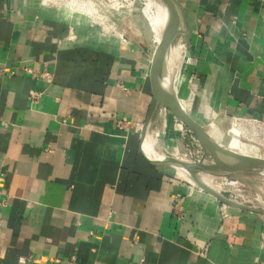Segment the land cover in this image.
<instances>
[{
    "label": "crops",
    "instance_id": "crops-1",
    "mask_svg": "<svg viewBox=\"0 0 264 264\" xmlns=\"http://www.w3.org/2000/svg\"><path fill=\"white\" fill-rule=\"evenodd\" d=\"M175 2L186 113L264 123V0ZM60 9L0 0V264H264V216L142 155L156 48Z\"/></svg>",
    "mask_w": 264,
    "mask_h": 264
},
{
    "label": "water",
    "instance_id": "water-1",
    "mask_svg": "<svg viewBox=\"0 0 264 264\" xmlns=\"http://www.w3.org/2000/svg\"><path fill=\"white\" fill-rule=\"evenodd\" d=\"M158 1L163 5L166 11V24L161 33L160 45L156 47L151 62L149 75L151 101L148 107L145 123L140 131V141L142 144L145 135L147 133L149 134L157 112L162 108L195 138L202 150V159L200 163L190 164L156 152L158 154V159L152 160L144 155L141 145L140 151L145 159L152 165L172 169H174L173 167L182 168L186 172L187 178L191 181L193 187L208 194L218 203L228 208L239 209L264 216L263 208H253L235 203L205 186L200 179L201 174L223 176L226 178L238 176L241 181L249 182V180L243 178V176H264V158L240 155L221 147L213 138H211V136H209L202 126L193 121V119L182 109L177 97L168 87L165 86V61L169 49L178 44L181 30L175 0ZM205 159L212 161V168L203 165Z\"/></svg>",
    "mask_w": 264,
    "mask_h": 264
},
{
    "label": "rangeland",
    "instance_id": "rangeland-1",
    "mask_svg": "<svg viewBox=\"0 0 264 264\" xmlns=\"http://www.w3.org/2000/svg\"><path fill=\"white\" fill-rule=\"evenodd\" d=\"M64 1L65 0H61V2H57L61 4H59L58 6L57 4H51V6L61 7L59 13L63 16L68 15L67 17H69L70 19L77 17L80 22L86 23L92 28L100 30L101 34L109 35L117 39H120V35L122 36V39L124 38L123 33H121V26L124 23H132L137 26L140 31H142V33L151 43L152 35L150 33V30L146 24V21L141 17L138 11L142 9L141 0H130V2H133L131 7L129 5V1L127 0H89V2L87 3H90L88 6L91 7V11L93 12V14H91V17H88L86 15L84 16L76 12H72L69 15L68 11L71 12V10H69L66 6H62L64 5ZM42 3L46 5L47 2L46 0H42ZM47 4L48 6L50 5V3ZM134 8L135 10H133ZM151 46L152 48H156V46ZM179 71L180 70L176 60L172 76L174 77ZM178 83L180 91L182 78L179 79ZM165 112L164 125L163 127H161V130L157 131L154 130L153 127H151L149 131L150 137L153 141V148L157 153L169 157H174L175 159L180 161L182 159L183 162H186L187 160H189L187 150L191 153H194L196 148L194 145H191L190 140L188 139L187 130L178 121L171 117V115L167 111ZM236 119L240 120L237 121ZM244 121L245 123H252L251 120L247 118H235L228 125L227 129L222 130V132L218 134H212L211 138H213L216 142L222 144L225 148H231L235 150L239 146L241 150L245 152L247 151V153L249 154H256L259 158H264V123H261L259 121L254 122V125L256 127L252 128L248 124L246 126H243V128L240 126H236L237 123ZM209 124L203 127L206 132H209L210 130ZM225 130H227V132H225ZM231 138H233V140H231ZM232 141L236 142L238 146L235 144H231ZM201 175L213 178L218 177L203 174ZM243 178L249 180V182L241 181L238 176H234L228 179L233 183L241 182L245 184L247 188L246 190L249 193L253 195L256 194L260 198V204H256L258 208L264 209V176H243ZM185 179L191 184V181L188 178ZM213 184L214 182L210 183V187H207L214 192L219 193L226 198H229V194L221 193L225 187H223L222 184L218 185L220 184V181H217L215 183V186ZM232 189L234 188H229L227 190L232 191ZM196 190L197 189H193V191ZM198 191L200 190L198 189Z\"/></svg>",
    "mask_w": 264,
    "mask_h": 264
},
{
    "label": "bare ground",
    "instance_id": "bare-ground-1",
    "mask_svg": "<svg viewBox=\"0 0 264 264\" xmlns=\"http://www.w3.org/2000/svg\"><path fill=\"white\" fill-rule=\"evenodd\" d=\"M127 1H129V3H130L129 5L131 7L133 2H130V0H127ZM46 2L50 3V5L51 4H57V6H58L60 3H57V2H61V0H46ZM87 2H89V0H65L63 2L64 5H62V6H66V7H68L69 10H71V12L68 11L69 15L72 12H76V13L82 14L84 16L86 15L88 17H91V14H93V12L91 11V7L88 6L90 3H87ZM141 2H142V5H141L142 9L138 10V11H139L141 17L146 21V24H147V26H148V28L150 30L151 35H152L151 36V45L158 47L160 45V42H161L162 30H163V28H164V26L166 24V11H165L163 5L158 0H141ZM47 3H46V5H48ZM133 10H135V8ZM66 19H68L70 21L72 20L69 17L66 18ZM182 50H183V47L180 44H176L173 47H171L169 49V51H168V55H167V58H166V61H165V66H164V73H165L164 74V83H165V86L168 87L169 90L176 97L178 96V93H179V83H178V81H179V79L182 76V72L179 71L174 77L172 76V74H173V71H174V68H175V62L178 59L179 55L182 53ZM178 101H179V104L181 105L182 109L185 111L183 102H181L179 99H178ZM165 113L166 112L163 109H161L160 111H158V113H157V115L155 117V126H156V130L157 131L161 130V127H163V125H164ZM193 121H195V120H193ZM247 124L251 128L252 127H256L252 123H245V121L237 123L236 126L237 127L240 126V127L243 128V126H246ZM231 140H233V138H231ZM218 144L221 147L225 148L222 144H220V143H218ZM231 144L237 145V143L233 142V141H232ZM141 149H142V152L144 153V155L147 158L152 159V160L158 159V154L155 152V150L153 148V141H152V138L150 137V134L147 133L145 135V137H144V139L142 141V144H141ZM225 149H227L229 151H232V152H235V153L240 154V155H245V156L259 158L258 155H256V154H254V155L253 154H249V153H247V151L245 152V151L241 150L239 148V146L235 150L231 149V148L230 149L229 148H225ZM172 158H174V157H172ZM181 161H183V160L181 159ZM203 165L205 167L212 168L213 163H212L211 160L205 159L204 162H203ZM173 168L175 169V171L181 177L187 178V174L182 168H179V167H173ZM200 179H201L202 183L205 186H208V187H210V183H213V182H214L213 185L215 186V183L217 181H220V184H218V185L222 184L223 187H225V188H228V187L230 188L233 185L228 180L225 181L226 177H223V176H218V177L213 178V177H206V176L200 175ZM203 194L208 195L206 193H203ZM209 197H211V196H209Z\"/></svg>",
    "mask_w": 264,
    "mask_h": 264
},
{
    "label": "built area",
    "instance_id": "built-area-1",
    "mask_svg": "<svg viewBox=\"0 0 264 264\" xmlns=\"http://www.w3.org/2000/svg\"><path fill=\"white\" fill-rule=\"evenodd\" d=\"M119 37H120V40L123 41L122 36L120 35ZM23 71H24V73H26L28 75L31 74V69L29 66L23 67ZM39 78L44 80V81H49L51 78V75L45 69H43L39 74ZM39 96H40V94H38L36 92H30L29 93V98H30L31 102H35L37 99H39ZM236 120L238 121L240 119H236ZM250 120H251L252 124H255L254 122H257L256 120H252V119H250ZM187 134H188V139L190 140L191 145H194L196 149H195L194 153L193 152L191 153L187 150L189 160H187L186 163H190V164L200 163V161L202 159V150H201L198 142L195 140V138L190 133L187 132ZM226 180L229 181L228 178H226L225 181ZM229 182H231V181H229ZM231 183L233 185L230 188H234V189H232V191H229V190H227L229 188H227V189L224 188L221 193L229 194L228 199H230L231 201H233L235 203L250 206L253 208H258V206L256 204H260V202H261L258 195H256V194L253 195V194L249 193L246 190L247 188H246L245 184H243L241 182H236V183L231 182ZM220 205L222 206L223 209L226 208V206H224L222 204H220ZM174 212L175 213L178 212L176 205L174 207ZM199 256L203 257L204 253H199Z\"/></svg>",
    "mask_w": 264,
    "mask_h": 264
}]
</instances>
